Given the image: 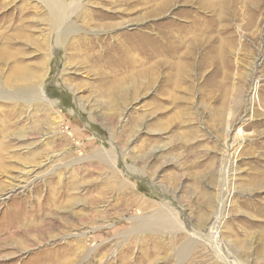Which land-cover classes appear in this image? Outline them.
Masks as SVG:
<instances>
[{
	"label": "rangeland",
	"instance_id": "1",
	"mask_svg": "<svg viewBox=\"0 0 264 264\" xmlns=\"http://www.w3.org/2000/svg\"><path fill=\"white\" fill-rule=\"evenodd\" d=\"M62 1L60 43L0 0V264H264V0ZM164 206L176 229L133 230Z\"/></svg>",
	"mask_w": 264,
	"mask_h": 264
},
{
	"label": "bare ground",
	"instance_id": "2",
	"mask_svg": "<svg viewBox=\"0 0 264 264\" xmlns=\"http://www.w3.org/2000/svg\"><path fill=\"white\" fill-rule=\"evenodd\" d=\"M41 3H43L46 8L48 9L49 11V21L51 22V27H52V30L54 32H56V36H58L57 41L58 42H63L64 40H67L69 36L73 35L74 32H75V28L72 26V25H69L67 24V21H68V18L65 17L66 15V5L63 3L62 0H39ZM173 1L175 0H168V2L172 3ZM187 2H191V0H186ZM170 3L168 4H165L164 6V9L167 8ZM182 33V31H181ZM181 33H178L177 36H174L175 39H177V41H180L182 42L181 40ZM176 35V34H175ZM168 37H170V35H168ZM172 37V36H171ZM169 38H167L168 40ZM143 40V39H142ZM187 40V39H186ZM122 42V41H121ZM138 42V41H137ZM203 42V41H202ZM147 43V42H146ZM201 43V42H200ZM126 44V43H125ZM124 44V45H125ZM191 44L195 47L196 45L199 44V41L198 40H195L191 42ZM118 45V44H117ZM140 45V44H139ZM141 45L142 42H141ZM200 45V44H199ZM192 46V47H193ZM118 47V46H117ZM127 47V46H126ZM123 48V47H122ZM196 48V47H195ZM123 50V49H122ZM114 51V50H113ZM192 51V50H191ZM190 51V52H191ZM121 53V52H120ZM168 53V52H167ZM192 54V53H191ZM117 57V56H116ZM118 58V61L121 63L120 65L124 66V67H132L136 62L134 61V57L130 51V49L127 47L123 50V53L121 54V57H117ZM117 60V59H116ZM188 60V59H187ZM146 62V61H145ZM143 63V61H142ZM183 66L182 63H179L176 65V68L179 70V67ZM186 68V67H185ZM144 74V73H143ZM19 80L21 81H28L29 78L27 76H23V75H20L19 76ZM32 92V91H31ZM20 95H22L20 93ZM16 96H19V93L16 94ZM45 137V136H44ZM49 138V137H48ZM107 152V151H106ZM109 155V154H108ZM100 157L101 158H104L105 157V153L104 152H101L100 153ZM110 157V156H109ZM108 159V158H107ZM107 161V160H106ZM103 162H105V160H103ZM36 169L35 167H27L25 169H23L20 173H19V176H18V179L20 181V183L18 185H16V187H14V189L16 188H29V184H30V180L32 179V175L35 173ZM118 174V173H117ZM119 185H120V194L121 195H124L122 193L123 189L125 187H127V183L124 180H120L118 181ZM56 188V187H55ZM112 190V189H111ZM114 190V189H113ZM126 190V188H125ZM113 192V191H112ZM125 193V192H124ZM119 194V195H120ZM102 195V194H101ZM134 195V194H133ZM132 196V195H131ZM125 197V196H123ZM135 197V195L133 196ZM132 197V198H133ZM209 197V196H208ZM135 200L138 199L137 197L134 198ZM98 200L99 199H96L93 197L92 201L89 202L91 205H97L98 204ZM125 200V199H124ZM214 200L215 198H213V195H211L209 197V200L211 203H214ZM72 201V203L76 202V201H73V199L70 200V202ZM140 201V200H139ZM50 202V201H49ZM69 202V200H68ZM132 202H136V201H132ZM102 203V202H101ZM50 204H52L53 207H55L56 205V201H52L50 202ZM89 204V205H90ZM135 204V203H133ZM62 205V204H61ZM60 205V206H61ZM72 205V204H71ZM49 208H51V206L48 205ZM143 206H146V207H153L151 205H143ZM162 206V205H161ZM170 206V205H169ZM88 207V206H87ZM93 207V206H91ZM96 207V206H95ZM145 207V208H146ZM57 208V207H56ZM90 208V207H89ZM95 209V208H94ZM102 209V208H101ZM96 211V209H95ZM94 210L87 212L86 214L82 213L79 214L78 212L76 213V216H80V219L81 220H86V219H89V220H92V219H96V215H98L97 213L98 212H95ZM81 213V212H80ZM71 216H75L74 212L72 213ZM205 217V215H204ZM178 217L175 215L174 212L170 211L168 208H166V206H164L162 209H158L157 211H154L153 212V215L150 217L149 220L147 221H143V222H140V223H136L134 224L133 226V230H137V231H145L147 233H151V234H159L160 232L165 231V230H170V229H176L178 226H179V223H178ZM72 219V218H71ZM213 220V218H212ZM87 221V220H86ZM85 223V222H84ZM87 223V222H86ZM209 223V222H208ZM51 224V227L54 226L56 223L55 221H50L49 225ZM206 224V223H205ZM83 225V224H82ZM203 225V224H202ZM205 226V225H204ZM207 228V231H205V235H206V243L207 244H211V246H213L214 248H218L217 250H219V245L220 244H217V231H216V221L214 222H210L209 224H207L206 226ZM178 230V229H177ZM40 231V230H39ZM166 232V231H165ZM18 234V233H17ZM144 235V234H143ZM72 237H76L77 239H80V243H81V247L82 249H80V252H79V256H81L82 254H86L85 252H83V249L85 248V242L86 240H84L85 238V235L81 236V235H77V234H74ZM173 237V236H172ZM175 238H177L175 236ZM179 240V239H178ZM175 241H177V239L175 240L174 237H173V241L172 243L175 244ZM201 241V240H200ZM199 241V242H200ZM202 243V242H200ZM215 244V245H213ZM80 245V244H79ZM194 245V242L193 241H189L188 243H186L184 245V247L181 249V250H178L177 254L179 257H185L187 255V252L188 250ZM157 247V245H156ZM158 247H165L164 245L162 244H158ZM73 250V249H72ZM78 250V249H77ZM86 250V249H85ZM162 250V249H160ZM173 250V249H172ZM219 252V251H218ZM164 253V252H163ZM73 253L71 251H69L67 257L71 256ZM81 254V255H80ZM224 255V254H223ZM222 255V256H223ZM76 256H77V252H76ZM222 258V257H221ZM229 259V258H228ZM179 260V259H178ZM223 260L225 262H227V258L225 256H223ZM124 264V263H123Z\"/></svg>",
	"mask_w": 264,
	"mask_h": 264
}]
</instances>
